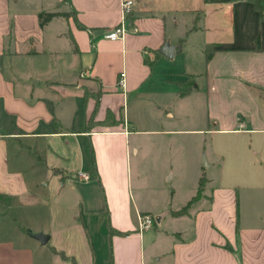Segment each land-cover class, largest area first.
Segmentation results:
<instances>
[{
  "label": "crops",
  "instance_id": "obj_1",
  "mask_svg": "<svg viewBox=\"0 0 264 264\" xmlns=\"http://www.w3.org/2000/svg\"><path fill=\"white\" fill-rule=\"evenodd\" d=\"M134 2L124 38L112 40L104 32L121 23L123 0H0V264L61 258L51 230L34 224L53 205L51 182L80 197L89 264L98 251L102 264H150L152 250V264H264V0L262 12L255 0ZM55 8L69 16L41 26L39 14ZM180 14L189 20L178 33ZM193 32L206 36L205 88L181 96L191 70L165 64ZM166 43L181 47L173 58L159 51ZM202 99L201 131L211 134L214 156L206 168L218 173L202 176L197 163L198 197L188 214L174 216L184 218L182 228L148 235L140 216L161 215L162 224L170 190L156 185L154 198L145 196L133 163H173L167 148L190 131L176 126ZM72 143L79 167L61 164L71 173L59 179L42 175V153ZM39 233H50L49 241Z\"/></svg>",
  "mask_w": 264,
  "mask_h": 264
},
{
  "label": "rangeland",
  "instance_id": "obj_2",
  "mask_svg": "<svg viewBox=\"0 0 264 264\" xmlns=\"http://www.w3.org/2000/svg\"><path fill=\"white\" fill-rule=\"evenodd\" d=\"M60 8V7H59ZM59 10L58 8L53 9V11ZM180 26L177 32H182L184 28V22L189 20L187 15H179ZM57 23V22H56ZM185 32V31H184ZM215 34V33H212ZM211 34V35H212ZM210 36V33H209ZM205 33L193 32L191 37L188 38L187 43L183 52L178 53V55L171 60H166L168 67L181 66L182 69H189L191 73L187 75L185 81L191 82V92L198 91L199 88H205V55L203 52ZM175 65V66H174ZM185 85L181 87L184 89ZM205 116H206V104L205 100L192 101L191 102V112L190 120L188 122H182L179 126L183 129H190L186 134L183 135L184 143L176 147L167 148V157H175L176 159L173 163L161 164L160 161H143L133 163V168L140 169L143 171L142 182L138 183L136 177H134L135 185H142L146 190L147 194L145 196L153 195L154 192L150 191L153 187L158 185L159 187H166L165 191H169L168 198V210H176L185 206L190 199L195 195V185H193L195 174L194 169L197 163L201 162L204 166V160L209 163V158L214 159L213 147L211 141V134L201 131L205 128ZM213 125V123H211ZM206 147L209 149V154L206 151ZM64 149L57 155H54L51 150L44 151L42 153L43 166L41 168L42 175L48 174L49 177L53 179L62 178L64 174L71 173L68 169H64L61 164H66L70 169L78 168L80 165V157L77 151L76 145L74 143L63 147ZM171 164L174 165V179H170L173 175V168ZM162 169V173L159 172ZM66 170V171H65ZM168 172V173H167ZM218 173L217 166L206 168V172H202V176L205 174L208 178H212L213 174ZM211 182V181H210ZM61 182L60 184H62ZM214 183H210L213 186ZM51 189H48V196L52 198L53 205L48 207V209L42 211L41 222L38 221L39 226L42 225L45 228H49L53 234V239L50 241L51 245H55L58 249L64 250L67 254H76V260L78 264H89L91 262L92 255L86 251L87 243H89L88 237L81 226L78 223L81 222L82 209L80 208V197L78 193L71 194V191L66 186L64 189H60L59 186L50 183ZM175 188V189H173ZM173 190V191H172ZM172 191V196L170 198V192ZM49 198V199H51ZM150 198H154L150 196ZM149 205H152L150 202ZM159 204L156 201L155 206ZM154 217L155 225L147 231L148 235H155V231L158 234H162V231L172 228H182L181 223L184 222V218L177 219L172 214H168L162 224H159L156 220L155 214H151ZM12 222V220H11ZM22 225H27L26 221L21 222ZM9 225V228H11ZM28 226H30L28 224ZM50 236V233H44ZM147 235V236H148ZM103 239V235H100ZM156 251L150 252V264L154 262V254ZM96 256L99 257L97 264H102V259L100 252L98 251ZM109 257V252L107 253ZM55 260H47V264H73V262L62 260L59 257H55ZM165 263V260L163 261Z\"/></svg>",
  "mask_w": 264,
  "mask_h": 264
},
{
  "label": "trees",
  "instance_id": "obj_3",
  "mask_svg": "<svg viewBox=\"0 0 264 264\" xmlns=\"http://www.w3.org/2000/svg\"><path fill=\"white\" fill-rule=\"evenodd\" d=\"M255 3H256V7L262 12V5H261L260 0H255ZM262 15L264 17V13L263 12H262ZM57 16H69V14L68 13H64V12H59V11H43V12H41L39 14L41 26H45L47 23H49L53 18H55ZM257 42H258V46H259L260 45L259 39L257 40ZM74 50L78 51V47L76 45L74 46ZM206 53H207V58L210 59L212 57V55H213L212 47L208 48ZM181 84H182V86L185 85V88L180 91L181 96H184L191 90V86L192 85H191V82H189V81L181 82ZM89 177L91 179H98L99 178V174H97V173L94 174L93 172H91ZM204 180H205L204 178L201 179L200 188H199V191H198L199 193L202 190V186L204 185ZM197 197L198 196H194L182 208H180L178 210H171V214L173 216H176V217L188 214L193 202L196 200ZM52 250H53V252L55 254H58L62 259H64V260L71 259L74 262V264H76L75 260L72 257L68 256L63 250H58L55 247H53Z\"/></svg>",
  "mask_w": 264,
  "mask_h": 264
},
{
  "label": "built area",
  "instance_id": "obj_4",
  "mask_svg": "<svg viewBox=\"0 0 264 264\" xmlns=\"http://www.w3.org/2000/svg\"><path fill=\"white\" fill-rule=\"evenodd\" d=\"M134 0H123V18L119 25L104 32V36L108 39L118 40L124 38L127 31V23L129 22V16L134 6ZM125 73L122 72L119 78V85L124 86ZM79 177L82 179H89V174L86 172H79ZM155 225L154 217L150 214H144L140 216V230L152 228Z\"/></svg>",
  "mask_w": 264,
  "mask_h": 264
},
{
  "label": "water",
  "instance_id": "obj_5",
  "mask_svg": "<svg viewBox=\"0 0 264 264\" xmlns=\"http://www.w3.org/2000/svg\"><path fill=\"white\" fill-rule=\"evenodd\" d=\"M181 47L180 46H176V45H172L170 43H166L163 47L160 48V53L169 57V58H173L175 56V54L177 53L178 50H180ZM204 165L205 166H209V163L207 162L206 160V157H205V160H204ZM161 218L162 216L161 215H158L156 216V220L157 222H160L161 221ZM40 240L41 242L43 243H47L50 239V236L48 234H44V233H39L36 235Z\"/></svg>",
  "mask_w": 264,
  "mask_h": 264
}]
</instances>
